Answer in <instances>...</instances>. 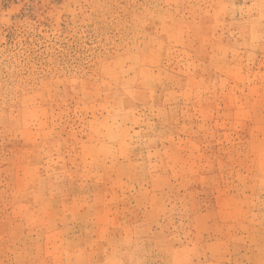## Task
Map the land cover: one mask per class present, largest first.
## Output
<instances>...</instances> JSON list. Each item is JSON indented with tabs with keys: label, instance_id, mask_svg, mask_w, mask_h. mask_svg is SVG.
<instances>
[{
	"label": "rangeland",
	"instance_id": "obj_1",
	"mask_svg": "<svg viewBox=\"0 0 264 264\" xmlns=\"http://www.w3.org/2000/svg\"><path fill=\"white\" fill-rule=\"evenodd\" d=\"M0 264H264V0H0Z\"/></svg>",
	"mask_w": 264,
	"mask_h": 264
}]
</instances>
